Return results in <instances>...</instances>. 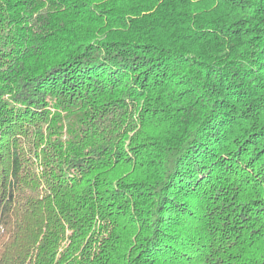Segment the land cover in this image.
I'll use <instances>...</instances> for the list:
<instances>
[{
	"label": "trees",
	"instance_id": "16d2710c",
	"mask_svg": "<svg viewBox=\"0 0 264 264\" xmlns=\"http://www.w3.org/2000/svg\"><path fill=\"white\" fill-rule=\"evenodd\" d=\"M0 264H264V0H0Z\"/></svg>",
	"mask_w": 264,
	"mask_h": 264
}]
</instances>
